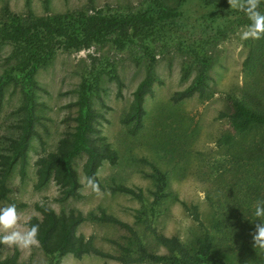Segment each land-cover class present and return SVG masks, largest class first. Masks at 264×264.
Instances as JSON below:
<instances>
[{
  "label": "rangeland",
  "instance_id": "rangeland-1",
  "mask_svg": "<svg viewBox=\"0 0 264 264\" xmlns=\"http://www.w3.org/2000/svg\"><path fill=\"white\" fill-rule=\"evenodd\" d=\"M178 1L0 0V19L5 11L16 15L30 13L34 16H51L79 10L90 12L93 9L123 15L149 14L156 12L160 5L174 7ZM195 2L199 3V0H191L185 8L199 10V6L193 7ZM223 15L219 12L212 19L214 24L225 26L223 32L207 46L206 53L211 62L206 93L202 98L194 95L178 103L172 101L173 94L185 89L195 77L196 70L191 60L196 54L189 50L183 52L174 43L163 47L156 40L171 32L165 33L161 29L147 34V38L140 36L132 40L131 45L129 43L123 49H117L116 43L91 46L94 48L93 53L78 62L75 60V53L79 51L57 50L48 63L39 67L34 75L37 84L36 101L40 104L36 110L41 118L36 127L39 137L30 141L25 179L20 180L19 166L16 165L6 183L10 190L9 198L26 204L25 208L18 211L29 218L34 214L33 205L42 202L56 212L61 208H74L87 214L102 207L123 221L133 222L134 210L138 208V204L128 195H111L107 191L96 195L81 182L84 197L81 200L69 199L60 204L54 201L58 197V189L53 183L41 190L34 189L35 161L39 156L55 150L58 140L74 126L68 119L75 116L76 108L69 105L78 98V88L84 72L90 66L91 58H96L101 75L97 96L109 107L107 110L102 108L96 94L93 96L94 107L106 119L100 123L99 128L121 157L120 164L114 167L115 170L103 167L101 178H108L105 176L114 170V173L119 174L120 181L125 179L127 185L143 189L146 198L150 200L151 186L143 174L150 169L139 162L140 159H146L168 173L170 190L181 202L196 205L208 227L215 220V209L222 205L228 209L244 206L247 210L254 211L257 202L264 201V127L252 128L242 135L236 134L234 143L225 146L221 139L230 134L231 130L228 119L220 118L219 115L231 112L228 100L230 96L243 100L254 111L264 113V38L241 41L239 33L250 23L248 18L232 13ZM186 22L189 21L186 19ZM171 27L176 42L186 40L184 21L178 20L177 26ZM136 44L137 47L133 50L132 47ZM144 46L155 50L154 74L157 81L153 85L152 94L145 100L143 128L133 136L121 123V119L128 109L133 91L145 75V63L137 56L139 48ZM194 48L201 49L199 45H193ZM14 50L13 44H0V75L7 67L6 60L12 56ZM101 63L107 68H114L121 79L123 85L119 94L114 80L100 67ZM21 102L20 90L13 85L7 86L0 101V153L6 147V139L16 135L12 125L18 120L15 111ZM84 160V156L78 157L74 164L80 181L84 179ZM106 181L108 182H102L107 183ZM7 205L9 203L6 201L0 202V207ZM164 208L163 217L157 222L159 232L166 236H177L186 245L192 246L195 238L200 236V228L180 203L168 200ZM137 228L152 251L165 254L141 226ZM78 233L95 237L97 247L117 255L118 250L110 241L123 242L121 237L124 230L114 225L93 222L79 226ZM14 249L16 248L9 249L2 245L0 258L8 257ZM16 250L18 264L50 262L39 247L28 253ZM58 264L119 263L95 256L76 259L67 255Z\"/></svg>",
  "mask_w": 264,
  "mask_h": 264
},
{
  "label": "trees",
  "instance_id": "trees-1",
  "mask_svg": "<svg viewBox=\"0 0 264 264\" xmlns=\"http://www.w3.org/2000/svg\"><path fill=\"white\" fill-rule=\"evenodd\" d=\"M190 1L179 0L174 7L160 5L156 12L149 14L123 15L93 9L90 12L79 10L51 16H34L30 13L16 15L5 11L0 19V44H13L15 50L6 60L7 67L0 75V101L5 88L13 85L20 90L22 102L15 111L18 120L12 125L16 135L6 139V147L0 153V202L15 204L18 210L26 207V204L9 198L10 190L6 183L16 165L19 166L20 180L23 181L26 177L30 141L39 137L36 127L41 120L36 113L40 104L36 101L37 84L34 75L39 67L51 60L57 50L76 52L104 43H116L117 49H123L140 36L149 37L147 34L156 29L165 30V33L170 31L171 33L162 35L156 41L163 47L174 43L179 50H189L196 54L191 60L196 70L195 77L185 89L173 94L172 101L178 103L194 95L200 98L205 96L211 62L206 53L207 46L223 32L225 26L214 24L212 19L219 12L223 16L230 13L247 16L242 11L231 9L228 0H199V3L193 4V7L199 6L197 11L185 8ZM260 11H264V0H261ZM178 20L184 21L187 32L186 40L176 42L171 26H177ZM193 45H199L201 49H193ZM136 47L137 44L132 47L133 50ZM137 53L138 59L145 63V75L133 91L128 109L121 119V123L133 136L143 127L145 98L152 94L153 85L157 81L154 74L155 50L144 46ZM100 67L114 80L119 94L123 84L114 68H107L103 63ZM100 76L96 58H91L90 66L84 72L78 88V98L69 105L76 108L75 116L68 119L74 126L58 140L55 150L39 156L34 163V189L41 190L53 183L58 189V197L54 201L60 204L69 199L81 200L84 197L81 193L82 184L74 167L78 157H85L82 165L84 177H93L105 161L110 165L119 161L118 153L99 128L100 123L106 121L105 116L93 105V96L98 95ZM228 100L231 112L219 115L220 118L228 119L231 130L230 134L221 139L225 146L234 143L236 134L242 135L252 128L264 127V113L254 111L237 97L230 96ZM97 101L102 108L109 109L100 96H97ZM139 162L150 167V173L146 174L153 185L149 192L150 200L138 187H127L114 180L105 183L96 176L101 191L129 195L139 202L140 208L134 211L133 224L108 214L102 207L84 214L74 208H61L56 212L45 202L33 205L34 214L29 217V226L39 225V248L49 259V264H58L67 255L76 259L95 256L114 260L119 264H264V250L252 246L251 233L258 223L254 211H249L244 206L228 209L222 205L215 209V220L208 227L196 205L181 202L169 190L166 172L146 159H140ZM168 200L180 203L200 228V236L195 238L192 246L186 245L178 237H167L158 231L157 218L164 212L162 206ZM93 222L114 225L124 230L121 237L123 242L110 241L117 248V255L97 247L95 237L78 233L81 224ZM137 226H141L165 254L152 251ZM1 248L2 245L0 251ZM17 259L18 253L14 249L8 257L0 258V264H18Z\"/></svg>",
  "mask_w": 264,
  "mask_h": 264
},
{
  "label": "clouds",
  "instance_id": "clouds-1",
  "mask_svg": "<svg viewBox=\"0 0 264 264\" xmlns=\"http://www.w3.org/2000/svg\"><path fill=\"white\" fill-rule=\"evenodd\" d=\"M228 3L231 9L244 12L250 22L239 33L241 41L264 38V12L260 11L261 0H228ZM93 51V47L81 49L75 53V60L78 62L80 59H86ZM98 175L99 172L93 177H85L81 182L86 189H90L96 195H102L96 179ZM254 216L258 223L251 233L252 246L264 250V201L257 202ZM29 225V218L18 211L15 204L0 207V245L26 253L40 247L39 225Z\"/></svg>",
  "mask_w": 264,
  "mask_h": 264
},
{
  "label": "crops",
  "instance_id": "crops-1",
  "mask_svg": "<svg viewBox=\"0 0 264 264\" xmlns=\"http://www.w3.org/2000/svg\"><path fill=\"white\" fill-rule=\"evenodd\" d=\"M152 92H153V89H152ZM148 96H150V95H148ZM147 96V97H148ZM145 100H146V98H145ZM144 108H145V102H144ZM145 117V116H144ZM143 128V127H142ZM141 128V129H142ZM106 140H107V138H106ZM110 145H111V147L114 149V150H116V152L118 153V155H119V161L117 162V164H115V165H110L108 162H104L103 164H102V166L99 168V170H98V172H99V175H98V178L100 179V180H108L109 182H111V180H114L116 183H119V184H123V185H125V186H127V187H135V186H129V185H127V183H125V179H124V177L123 178H121L123 181H120V178H119V174H117V172H115L114 173V167H117L119 164H120V161H121V157H120V154H119V152L117 151V149L109 142V141H107ZM148 161V160H147ZM150 162V161H149ZM151 163H153V162H151ZM153 164H155V163H153ZM146 165V164H145ZM157 167H159L157 164H155ZM105 166H107V167H109V168H111V169H114V170H112L110 173H109V175H106L105 177H108V178H105V179H103V178H101V176H100V174H101V170L103 169V167H105ZM120 167H121V165H120ZM119 167V168H120ZM149 167V166H148ZM149 169H150V167H149ZM161 169V168H160ZM162 170V169H161ZM162 171H164V170H162ZM164 172H166V171H164ZM78 173V172H77ZM150 173V171L149 172H143V174H144V178H146L148 181H149V185L151 186V188H150V190H149V192L152 190V182H151V180L148 178V177H146V174H149ZM166 174H167V176H168V185H169V182H170V178H169V175H168V173L166 172ZM79 175V174H78ZM84 176V175H83ZM85 178V177H84ZM107 182V181H106ZM80 183H81V181H80ZM82 184V183H81ZM82 187H83V185H82ZM139 188V187H138ZM141 189V188H140ZM82 190V189H81ZM143 190V189H142ZM169 190H170V187H169ZM171 191V190H170ZM172 192V191H171ZM82 193V192H81ZM143 193H144V191H143ZM173 193V192H172ZM145 194V193H144ZM111 195H125V194H120V193H115V194H111ZM175 195V194H174ZM129 196V195H128ZM177 196V195H176ZM131 197V196H130ZM178 197V196H177ZM132 198V197H131ZM179 198V197H178ZM133 199V198H132ZM135 200V199H134ZM180 200V199H179ZM136 201V200H135ZM137 202V201H136ZM174 202V201H173ZM166 203V202H165ZM165 203L163 204V206H162V209L164 210L165 208H164V205H165ZM174 203H177V202H174ZM137 204H138V208H136V209H139L140 208V204H139V202H137ZM135 209V210H136ZM134 210V211H135ZM165 211V210H164ZM186 211V210H185ZM107 212V211H106ZM108 213V212H107ZM164 213V212H163ZM163 213L157 218V222L159 221V219L161 218V217H163ZM108 214H111V213H108ZM111 215H113V214H111ZM134 215V214H133ZM113 216H115V215H113ZM116 217V216H115ZM118 218V217H117ZM119 219V218H118ZM121 220V219H120ZM123 221V220H122ZM124 222H126V221H124ZM133 222H134V219H133ZM133 222L132 223H129V224H133ZM157 222H156V227H157ZM128 223V222H127ZM84 224V223H83ZM99 224H101V223H99ZM82 225V224H81ZM80 225V226H81ZM105 225H110V224H105ZM159 231V230H158ZM161 233V232H160ZM163 234V233H162ZM163 235H165V234H163ZM166 236V235H165ZM87 237V236H86ZM167 237H172V236H167ZM175 237H177V236H175ZM179 238V237H178ZM180 239V238H179ZM181 240V239H180ZM182 241V240H181Z\"/></svg>",
  "mask_w": 264,
  "mask_h": 264
}]
</instances>
